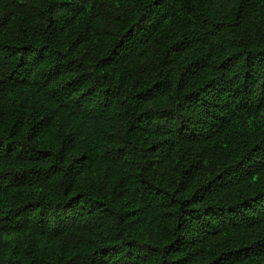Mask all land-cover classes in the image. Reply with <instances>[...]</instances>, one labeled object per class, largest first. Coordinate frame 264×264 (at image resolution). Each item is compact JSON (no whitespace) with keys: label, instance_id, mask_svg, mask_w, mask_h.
I'll return each mask as SVG.
<instances>
[{"label":"trees","instance_id":"obj_1","mask_svg":"<svg viewBox=\"0 0 264 264\" xmlns=\"http://www.w3.org/2000/svg\"><path fill=\"white\" fill-rule=\"evenodd\" d=\"M0 264H264V0H0Z\"/></svg>","mask_w":264,"mask_h":264}]
</instances>
